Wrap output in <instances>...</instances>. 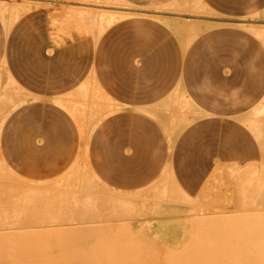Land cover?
<instances>
[{
    "label": "crops",
    "instance_id": "1",
    "mask_svg": "<svg viewBox=\"0 0 264 264\" xmlns=\"http://www.w3.org/2000/svg\"><path fill=\"white\" fill-rule=\"evenodd\" d=\"M183 1L0 0L1 163L44 182L86 157L128 207L163 191L194 205L223 169H262L264 42L239 24L263 26L264 0H201L224 24L187 47L171 22L200 17L168 12L192 8ZM129 9L141 12L102 22ZM143 210L147 226L176 233Z\"/></svg>",
    "mask_w": 264,
    "mask_h": 264
},
{
    "label": "rangeland",
    "instance_id": "2",
    "mask_svg": "<svg viewBox=\"0 0 264 264\" xmlns=\"http://www.w3.org/2000/svg\"><path fill=\"white\" fill-rule=\"evenodd\" d=\"M190 1H192V0H190ZM203 2L205 3L204 0H203ZM168 12H173V10H168ZM174 12H176V14H178V16H181L183 14V15H188L190 17H194L193 19H195V15H197V13L193 12L192 9H190L188 6H184L182 9H179L178 11H174ZM216 15H219L220 17L222 16L218 13ZM253 20L257 21L255 19V17L253 18ZM253 20H251L250 22L253 23ZM262 21H264V20H262ZM198 23H199V21H196V20H194V21L184 20L183 24L186 26L184 36L186 37L187 35H190L192 31H189V30L194 29L192 32V35H191V37H192L194 31L197 29L196 26L198 25ZM194 25H195V27H194ZM203 28H205V27L202 26V31H203ZM189 37L190 36L186 37V39ZM76 162L74 163V165L72 166L71 169H69L64 174L60 175L59 177H56L54 179L44 181V182H35V181H29V180L22 179V178L18 177L17 175L13 174L10 170H8L0 161V197L5 199V200H3V202H6L7 204H12V203L15 204L16 203V204H19V206H21V207H23V206L26 207L25 205H26L27 201H24L22 198H21L22 199L21 200L16 195V193L12 190H11L12 193L9 192L10 193V195H9V193H7V191H9V190H7L6 188H12L14 186L17 188L22 187V186L31 187V188L37 187V186L38 187L51 186L52 184H54V182H58L59 180L66 179L67 173L72 172L73 167L75 166ZM262 164H263V162L254 166L255 168H257V171H256L257 175H250V177H252V178H250L247 181L248 184H246L244 186H242L239 183V181H240L239 179L242 176L240 178L239 177L236 178L237 176L234 175V176H232V178L229 177V178L224 179L225 176H229V175L227 174L223 177V175L219 174V175L215 176L214 178L212 177L211 178L212 182L210 183V186L206 190L207 194H205L203 197L199 198L198 199L199 201H196V203H194V205L197 204L199 208L195 211L189 212L190 214L188 213V216L190 215V217L188 219L189 226L188 227L185 226L184 228H183V222L181 221L182 218H180L178 216H180L182 213L185 212V211H183L182 206H193V204L192 205L180 204L181 207H178V203H175L174 200L172 201V199H174V195H172L170 191L168 193L163 191L161 199L158 202H156V204H154V205H148V206L146 205L145 207H142V206H137V204L131 205V203H130L129 207H128V206H126V204L123 205V203L118 204V202H117V200H119L118 196L113 194L108 188H106L105 185L102 184L104 186L103 187L101 185V183H98L97 182L98 180H95V178H93V176L89 174V171H87L88 173L87 172L85 173V171L87 169L84 172L82 171L83 176L85 174H87V176L85 175L86 177H88L89 175L92 177H91V179H89L90 177H88L87 179L85 177V179H83L84 181L87 180V183H85L84 181L81 182V183H85V184H83L84 187L80 188L81 191H77L74 193L73 192L74 188L68 184L62 188L63 190L65 189L64 191L59 190V193H55L54 197L60 198L61 194L62 195L66 194L67 197H69L68 199L70 200L71 196L75 198L78 196L77 194L80 195V193L82 191H84V190L88 191L87 192L88 196H86V197L92 198L93 200L96 201L94 203V205L96 207V211L98 214L97 218L91 219V220H100L99 223L102 224V226L100 228H98L96 237L99 236L98 238L102 239L103 241L98 246L104 245V247L111 248V249L113 247L115 249H118V247H120V249H123V251H126V252L129 251L128 253H131V255L133 257L136 254L137 258L141 256L140 253L142 255L146 254L145 256L143 255V257L141 256L140 259H136V257H134L135 260H138V261H135L133 259L134 262H136V263H132V264H137V263L139 264V261L143 262V264H147L148 263L147 261H149L150 259L149 260L146 259V261H144V260H145V258H149V257H147L148 251H149L148 249H149V246H151V245H152L153 249H151L149 256H150V254H151V256L154 255L153 254L155 252L154 250L158 251L159 247L175 246V247H177L176 249H178V248H182L184 246L185 247L187 246L186 248L191 247V249H192V247L196 245L197 249H198V247L200 245H201V247H202V245H203V247L205 245H207L206 247H204V248H206V250H204V253L202 254L203 256H205V254H207V253H210V254L212 253L211 254L212 256H213V253H214V255H216V254L218 255V254H220L219 252L222 251L224 254L221 253V255H223V256L225 255V256L218 261H222V262L224 261L225 264H228V263L229 264H252L253 262L255 263L256 259H258V262L262 259V258L259 259L260 253L262 256L264 255V201H263V198H264V168L261 169ZM232 169H235V168H228V169H223V170L225 172H228V170H229V172H230ZM244 169H246V168H241V169H237V170L243 171ZM80 178L82 179L84 177L81 176ZM244 178H245V176H244ZM255 181H257V185L255 184ZM258 181L261 183L258 184ZM89 182L91 184H89ZM95 182L98 184H96ZM49 184H51V185H49ZM89 185H90V187H89ZM85 186H86V188H85ZM87 188H88V190H87ZM13 193H15V194H13ZM15 198H16V200H15ZM18 198L21 200V202H20V200H18ZM201 201L204 203H200ZM3 202L0 201V203H3ZM44 202H46V201H43L40 199V200L36 201L34 204L29 203V205L31 204L30 206L35 207L34 211H37L36 216H33V218H31L32 222H38V223L52 222V225L43 226L42 229L49 230V231L56 230V229L60 228L61 226L54 224V222H60V220H61V222L62 221H72L73 219L76 218V216L80 215V213L77 210H75L76 207H74V204H72L73 203L72 201L65 202L64 205H61L62 203H60L61 206L57 205L58 207L54 206L53 204H51L49 207H47V205H45ZM51 206H54V207H51ZM143 208L149 209L150 211L153 212L154 215L161 216L160 219L168 218V219H162V220L169 222V219H171V221H174V223L176 224V226H175L176 227V233L172 232V231H171L172 233L170 235L168 233H159L153 227V224L150 227L147 226V224L145 223L146 222V220H145L146 216L152 215V214L145 212L143 210ZM53 211H55V213H56V211H58L57 213L60 212L59 214L56 213V215L59 217L52 218L48 215V214L52 213ZM73 212H75V213H73ZM69 215H71V216H69ZM173 215L174 216L176 215V217L178 219L172 218ZM8 219L9 220H5V221L2 220V221L4 223L5 222L9 223L11 221L13 222L16 218L12 217V218H8ZM20 220H24V221L29 222V220L26 218H23V217L17 218L18 222ZM71 225L76 226V229H79L78 226H80V225H73L72 223H71ZM71 225H68V227ZM192 226L196 227V228L192 229L191 228ZM197 228H198V231L193 234V232H195V230ZM107 230H108V233H107ZM104 234L105 235L108 234V235L105 236ZM111 238L113 239L112 241H111ZM129 239H131V240H129ZM132 240L133 241L135 240L136 243H134V242L132 243ZM108 241H109V243H107ZM109 244H110V247H109ZM140 244H142V245H140ZM198 244H200V245L198 246ZM106 245H108V246H106ZM124 246H127V247L128 246L129 247L130 246L131 247L132 246H136V247L138 246L136 248L137 253L134 254L133 253L134 251L130 252V251H132V250H130L131 247L130 248L128 247L129 248V250H128V249H125ZM139 246H141V248L145 249L147 252L144 251L145 253H143ZM142 246H145V247H142ZM210 246H211V248H212V246L214 248L216 247L215 250H212V249L207 250V248L209 249ZM218 246L220 247V249L219 248L217 249ZM186 248H183L184 249V251H182L183 254L186 251L185 250ZM235 248H237V250L240 249L239 250L240 253H239V251L237 252V250ZM191 249L189 248L190 252H191ZM194 249H192V250H194ZM242 249H244V250H242ZM120 251H122V250H120ZM159 251H158V253H159L158 255H157V253H155L156 254L155 258L158 261L157 263L162 262L161 264L165 263V262L163 263L164 258L168 259V257H169L168 255L170 254V252H171V254H172V251H173V254L177 252V250H174V249H172L171 251L168 250L170 252H166L167 251L166 249H165V251L164 250L161 252H159ZM198 252H200V251H198ZM236 252L239 254L238 255L235 254ZM165 253H168V255L167 254L165 255ZM179 253H181V252H179ZM187 254H188L187 256H182V259H179V260H178L179 256H177V260H178L177 263H179V261H181L182 263L184 261H186L185 263H187L188 261H191V259L193 261L196 257L195 256L196 254L194 255L193 252L187 253ZM163 255H165V256H163ZM207 255L205 256L206 258H207ZM221 255H219V256H221ZM133 257H130L131 259L129 258L128 260L133 261L132 260ZM158 257L159 258L163 257V259H159ZM184 257L186 260L184 259ZM187 257H188V260H187ZM192 257H194V259ZM155 258L153 260L152 259L151 260L154 261V260H156ZM189 258H191V259L189 260ZM198 258L196 257V259L194 260L195 263H197V264H198V262L196 260H200ZM142 259H143V261H142ZM229 259H231V260H229ZM159 260H161V261L159 262ZM171 260H172V258L170 256L168 261L170 262ZM173 262H176V259H175V261H172L170 263L173 264ZM181 262H180V264H181ZM150 263H148V264H150ZM152 264H153V262H152ZM165 264H167V261ZM261 264H262V260H261Z\"/></svg>",
    "mask_w": 264,
    "mask_h": 264
},
{
    "label": "bare ground",
    "instance_id": "3",
    "mask_svg": "<svg viewBox=\"0 0 264 264\" xmlns=\"http://www.w3.org/2000/svg\"><path fill=\"white\" fill-rule=\"evenodd\" d=\"M183 2L187 3V5H188V0H185ZM4 8H5V6L3 7V9ZM8 9H9V14H10L12 9L7 7L6 10H8ZM14 9H13V11H14ZM25 9H26L25 6H23L22 10L25 11ZM170 9H171V7H170ZM191 9H193V11L195 13H197V16L200 17V18H197V19H199L198 21H202V22H199L198 25L196 26L197 29L193 33V38L196 37L199 33H201L202 26L205 27V28H203V30H204V29H206L208 27L212 28L213 26H215L217 24L223 23V22H219L218 20L215 21L213 19V18H215L216 14L210 12V10H208L206 5H204V3L201 0H193V5H192ZM1 11L3 12L4 10H1ZM13 11H12V13H14ZM20 11H21V8H20ZM138 11L139 10L136 11V10L129 9V10H126V11L123 10V11H118V12H111L109 14H104L102 16V22L107 27L110 24H112L113 22H115L118 19H121V18H123L125 16H129V15H133V14L134 15L135 14H140L141 11H139V13H138ZM173 12H174V10H173ZM15 13H16V11H15ZM80 14L83 15L82 13H80ZM155 14H156V12H155ZM262 14L264 15V11L262 12ZM12 16H13V14H12ZM82 17H84V15ZM15 18H17V17H15ZM206 18H210V19H208L209 21L206 20ZM183 20H184V18H183ZM228 22H231V21H227V23ZM171 25L177 31H179L180 34L185 35L184 32H185L186 26H182L183 23H180L179 21L176 22L175 20H173L171 22ZM220 25H222V24H220ZM239 25L242 26V27H246V28L250 29L251 31H253L254 33H256V35L264 42V25L263 26L262 25L261 26H256V25H254L252 23H240ZM194 27H195V25H194ZM101 28L104 30L105 27H102L101 24H100V28H99L100 32H102ZM182 29H183V31H182ZM193 30H189V31L193 32ZM192 32H191L190 35H187L186 37H188V36L191 37ZM186 37L184 39L181 38V39L185 40V42H186L185 47H187L188 44H190L189 42L191 41V39H193V38H190V37H189L190 39H188V38L186 39ZM89 166L90 165L88 164V161H87L86 157L82 156V157H80L77 160L75 166L73 167L72 172L71 173H67L66 179L59 180L58 182H54V184H52V185L49 184L51 186H48V187L47 186L46 187L45 186L44 187L43 186L42 187H38L37 186V187H32L31 188V187H25V186L21 185L22 187H18V188L15 187V186L14 187L11 186L12 188H6L7 190H9V191H7V193H9V192L12 193V191H14L16 193V195L20 199L22 198L24 201H27V203L25 205L26 207H24V206L21 207V206H19V204H16V203L13 204L12 202H11L12 204H7L6 202H3V200H5V199L0 197V201L3 202V203H0V217H1L0 218V264H132V263H136V262H134V260H135L134 257H136L135 253H137L136 248L138 246L137 247L136 246H132V247L130 246L131 248L128 246L130 248V250H132L130 252L134 251L133 252L135 254L134 257L131 255V253H128L129 251H127V252L123 251V249H120V247H118V249H115L113 247L115 249L114 250L113 248L112 249L111 248H106V247H104V245L103 246H98L103 241L102 239L98 238L99 236L96 237L98 228H100L102 226V224L99 223L100 220H91V219L97 218L98 214H97V211H96V207L94 205V203L96 201L93 200L92 198L86 197V196H88V193H87L88 191H86V190L82 191L80 193V195L77 194L78 196L75 197V198L71 196L70 200L68 199L69 197H67L66 194L65 195L61 194L60 198H55L54 197V194L55 193H59V190L64 191L65 189L63 190L62 188L65 187L68 184L71 185V187L74 188L73 189L74 193L77 192V191H81L80 188L84 187L83 184L87 183V180L86 181L83 180L87 176V174H85L87 171H89V174L92 175L93 178H95V180H98L97 181L98 183H101L99 178L94 174V172H92V170H91V168ZM82 171L83 172L85 171L84 174L86 176L85 175L83 176V174H82L83 172ZM227 174L229 176H225ZM90 175L88 176V177H90L89 179H91V177H92ZM220 175H223V177L225 176L224 179L229 178V177L232 178V176H234V175L237 176L236 178H238V177L240 178L242 176L239 179L240 180L239 183L242 186H244V185L248 184L247 181L250 178H252V177H250V175H257V173H256L254 168H250V169H246L244 171H240V170L238 171L237 169H232L230 172H229V170H228V172L222 171V173H220ZM81 176L84 177V178L81 179L80 178ZM244 176H245V178H244ZM88 177H86V179ZM82 181H84L85 183H81ZM98 183H96V184H98ZM260 183L261 182L258 181V184H260ZM89 184H91V183L89 182ZM255 184L257 185V181H255ZM101 185H102V183H101ZM89 187H90V185H89ZM85 188H86V186H85ZM207 188L204 190V192L202 193V195L199 198H201L205 194H207L206 193ZM87 190H88V188H87ZM10 193H9V195H10ZM15 193H13V194H15ZM16 198H15V200H16ZM19 198H18V200H20ZM40 199L43 200V201H46L44 203H45V205H47V207H49L51 204H53L54 206L58 207L57 205H60V203H62L61 205H64L65 202L72 201L73 202L72 204H74V207H76L75 210H77L80 213V215L76 216V218L74 217L75 219L72 218L73 219L72 221H62L61 222V220H60V222H54V224L61 226L60 228H58L56 230L49 231V230L42 229L43 226L52 225V222L38 223V222H32L31 221V218H33V216H36V212L37 211H34L35 207L34 206H30V205L32 203L34 204L36 201H38ZM118 199H119V200H117L118 204L119 203H123L124 200H125L124 199L123 201H121L120 198H118ZM21 200H20V202H21ZM263 201H264V198H263ZM29 203H31V204L29 205ZM54 206H51V207H54ZM198 208H199L198 205L195 204L193 206L183 207V211L189 210L188 211V213H189V212L197 210ZM57 212L58 211H56V213ZM75 212H73V213H75ZM56 213H55V211H53L52 213H50L48 215L50 217H52V218L59 217V216L56 215ZM59 213H57V214H59ZM69 216H71V215H69ZM12 217L16 218L13 222L11 221L9 223L8 222L4 223L2 221V220H4V221L5 220H9L8 218H12ZM21 217L28 219L29 222L28 221H24V220H20L18 222L17 218H21ZM71 223L73 225H80V226H78L79 229H76V226H72ZM68 225H71V226L68 227ZM191 228L193 229V228H196V227L192 226ZM198 228L195 230V232H193V234L198 231ZM107 233H108V230H107ZM107 235H105V236H107ZM112 240L113 239L111 238V241ZM129 240H131V239H129ZM133 242L136 243L135 240L134 241L132 240V243ZM107 243H109V241ZM140 245H142V244H140ZM199 245L200 244H198V246ZM106 246H108V245H106ZM206 246L207 245H205L204 247H206ZM109 247H110V244H109ZM124 247H125V249L129 250V248L127 246H124ZM139 247L141 248V246H139ZM142 247H145V246H142ZM186 247L184 246L182 248L176 249L177 247H175V246H168V247L165 246V247H159L158 249L160 251L159 250L158 251L159 252H161L163 250L165 251V249L167 250L166 252H170L172 249L177 250V252L174 253V254H173V251H172V254L170 252L169 255H168V253H165V255L167 254L169 257L171 256L172 260L170 262L175 261V259H176V262H173V264H180L181 261H179V263H177V261L179 259H182V256H187L188 255L187 253H192L193 252V254L195 255L198 251H200V252H198L195 255L197 258L199 257L198 259H200V260H196L198 262V264H225L224 261H223L224 263L222 261H218V260H220L221 258H223L225 256V255L224 256L221 255V253L224 254L222 251L219 252L220 254H218V255L217 254L214 255V253H213V256L211 255L212 253L211 254L207 253L209 256L207 254H205V256L207 255V258H206L205 256L202 255L204 253V250H206V248H204L203 245H202V247L200 245L199 246L200 248L198 247V249H197L196 245L193 246L192 249L195 248L196 250L195 249L192 250L191 247H188V248H186ZM183 248H186L185 249L186 251L184 252L185 255L182 252V251H184ZM189 248L191 249V252H190ZM215 248L213 246L211 248V246H210V248L209 249L207 248V250H210V249L215 250ZM218 248L220 249L219 246L217 247V249ZM151 249H153L152 245L149 246V249H148L149 251H148V256L147 257H149V258H145L144 257L145 258L144 261H146V259L147 260L150 259L149 261H147L148 263H150L156 257L155 253H157V255L159 254L157 250H154L155 251L153 253L154 255L151 256V254H150V256H149V253H150ZM235 249L237 250V248H235ZM244 249H242V250H244ZM120 250H122V251H120ZM141 250H142L143 253H145L144 251H146L143 248H141ZM168 250H170V251H168ZM239 250H237V252ZM179 252H181L182 254L179 253ZM237 252L235 254L238 255L240 253V251H239V253H237ZM140 255L143 257L144 254L142 255L140 253ZM165 255H163V256H165ZM219 255H221V256H219ZM259 255H258L259 259L262 258L261 260H262V264H263L264 263V255L262 256L261 253ZM177 256H179L178 260H177ZM130 257H133L132 260L133 259L134 260L133 261L128 260ZM140 257H138V258L136 257V259H140ZM169 257H168V259L164 258L163 263L164 262L166 263V261H167V264H169L170 263L168 261ZM196 257H195V259H196ZM192 258L194 259V257H192ZM143 259H142V261H143ZM159 259H163V257L159 258ZM184 259H185V257H184ZM190 259L191 258H189V260ZM187 260H188V257H187ZM194 260L192 261V259H191V261H188L187 263H185L186 261H184L183 263L181 262V264H197V263H195ZM229 260H231V259H229ZM261 260L258 262V259H256L255 263L253 262L252 264H261ZM135 261H138V260H135ZM160 261L161 260H159V262ZM152 262H153V264H155V263L156 264H161L162 263V262L157 263L158 262L157 259L152 261ZM152 262L150 264H152ZM140 263L143 264V262L139 261V264Z\"/></svg>",
    "mask_w": 264,
    "mask_h": 264
}]
</instances>
